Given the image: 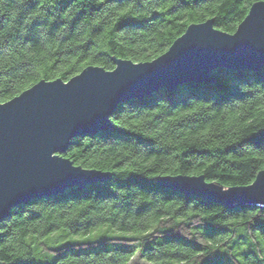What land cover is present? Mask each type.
<instances>
[{
  "label": "trees",
  "instance_id": "trees-1",
  "mask_svg": "<svg viewBox=\"0 0 264 264\" xmlns=\"http://www.w3.org/2000/svg\"><path fill=\"white\" fill-rule=\"evenodd\" d=\"M256 1L0 0V102L40 79L113 69V58L152 60L193 22L213 18L234 32ZM63 156L111 177L14 207L0 222V262L264 264V207L224 206L157 182L254 180L264 169V66L219 67L209 81L119 103L108 129L78 135ZM97 227L110 237L56 246Z\"/></svg>",
  "mask_w": 264,
  "mask_h": 264
},
{
  "label": "water",
  "instance_id": "water-1",
  "mask_svg": "<svg viewBox=\"0 0 264 264\" xmlns=\"http://www.w3.org/2000/svg\"><path fill=\"white\" fill-rule=\"evenodd\" d=\"M113 62L110 70L88 65L66 81L40 79L0 102V222L31 199L108 180V171L75 165L63 153L78 135L108 129L119 103L159 88L209 81L219 67L264 66V0L250 5L234 32L218 29L208 18L188 24L152 60ZM157 182L224 206L264 207V169L247 185L225 186L203 174L163 175Z\"/></svg>",
  "mask_w": 264,
  "mask_h": 264
},
{
  "label": "rangeland",
  "instance_id": "rangeland-1",
  "mask_svg": "<svg viewBox=\"0 0 264 264\" xmlns=\"http://www.w3.org/2000/svg\"><path fill=\"white\" fill-rule=\"evenodd\" d=\"M109 235L110 233H102V227H97L91 230L88 234H76V235L70 234L63 236L60 239H58L59 243H57L56 246H60L65 243H80V242H86V240H94V239L98 240V239L110 237ZM54 260H55L54 256L47 257L46 259L36 256L35 264H51ZM129 264H146V263L142 261L139 257L134 256V258L131 260Z\"/></svg>",
  "mask_w": 264,
  "mask_h": 264
}]
</instances>
